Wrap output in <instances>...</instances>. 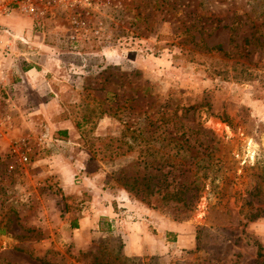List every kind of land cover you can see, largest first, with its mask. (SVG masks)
<instances>
[{
	"label": "rangeland",
	"instance_id": "rangeland-1",
	"mask_svg": "<svg viewBox=\"0 0 264 264\" xmlns=\"http://www.w3.org/2000/svg\"><path fill=\"white\" fill-rule=\"evenodd\" d=\"M102 2L57 10L44 39L19 14L0 21L26 42L15 66L0 58V111L72 129L19 119L25 162L0 142V264H264V0ZM17 65L50 88L13 102ZM96 175L109 213L94 212Z\"/></svg>",
	"mask_w": 264,
	"mask_h": 264
},
{
	"label": "built area",
	"instance_id": "built-area-1",
	"mask_svg": "<svg viewBox=\"0 0 264 264\" xmlns=\"http://www.w3.org/2000/svg\"><path fill=\"white\" fill-rule=\"evenodd\" d=\"M105 3L102 0H0V21L6 20L12 14H19L28 18L31 23V29L37 36L44 39L49 35V30L56 29V21L53 14L62 8V11H70L71 8H80L82 10H90L93 7L95 10H102ZM8 28L0 24V58L8 60L9 66H15L14 61L25 53L14 51L15 43H26L20 35L9 32ZM49 29V30H48ZM102 29L101 20L97 19L93 23L91 30L92 35L98 36ZM71 30V27H70ZM30 35V33H29ZM54 35L59 38L67 39L70 43L75 41L79 36L76 32H66V35H59L55 30ZM26 37V36H25ZM2 65V64H1ZM3 65L0 67V75L3 72ZM7 104V101L4 102ZM10 114H3L0 111V142L5 140L7 142L6 150L11 154V158L17 159L20 162L26 161L27 148L26 138L18 136L15 128L12 126ZM1 157V156H0ZM13 163L8 164V169L12 170Z\"/></svg>",
	"mask_w": 264,
	"mask_h": 264
},
{
	"label": "crops",
	"instance_id": "crops-1",
	"mask_svg": "<svg viewBox=\"0 0 264 264\" xmlns=\"http://www.w3.org/2000/svg\"><path fill=\"white\" fill-rule=\"evenodd\" d=\"M17 69L19 70V74H18V78H21L20 81H18L17 83H14L12 86L14 87V96L15 99H13V102H29L32 100L31 97L35 96V97H39V94H37V88H42L44 87V85H47V87L50 88L49 84L51 82H46L44 80L38 79V80H31V79H26L25 76L26 75H32L33 72V68H31V66H27V65H23V66H16ZM26 68V69H24ZM25 75V76H24ZM36 90V91H35ZM49 92L52 93V91L50 90ZM54 96L55 94L52 93ZM15 100V101H14ZM19 112V114L17 115V117L14 115L12 122V126L15 128L16 132L19 131V127L15 126L14 123H19L21 121V125L23 126H27L29 128H31V123L34 117L39 116L40 118H43L44 121L46 122V126L45 129H47L48 133H51L52 130L54 131H67V134L70 133V131L72 129H70L69 127L66 126L65 122L66 121H57L51 119L52 116L50 114H36L40 112V108L39 107H31L28 108L27 110L24 111L25 114H22L21 111L19 110V108L17 109V113ZM50 118V119H49ZM20 119V121H19ZM52 123V124H51ZM20 125V124H19ZM15 132V134H16ZM20 132V131H19ZM21 133V132H20ZM62 134V133H61ZM54 158H56L55 156L51 155L49 156L47 159L44 160V162H46L48 165L51 164L49 162L54 161ZM36 163V162H35ZM34 163V164H35ZM51 168V166H49ZM98 175L93 176L92 178H83L86 182L90 183L91 188H92V192H94V196L93 198V204L96 207L94 209V212L96 211H103L104 213H109V211H112V207H111V202L107 203L106 201L103 202V200H101L99 194L100 193H105L102 192V188L99 187V183H98ZM76 189V188H75ZM121 207H123V204H120ZM86 216L81 218L79 221H77V225L82 228L84 226H89L91 223L90 220V216L88 214V212H85ZM138 227L139 228V233L133 232L132 234H128L126 235V239H127V243L129 245H127V247L129 248L131 254L133 255H141L142 253H144V248H143V241L144 239H150V236L146 234L145 230L142 228V224H134L133 225V229ZM73 228H76L73 227Z\"/></svg>",
	"mask_w": 264,
	"mask_h": 264
},
{
	"label": "trees",
	"instance_id": "trees-1",
	"mask_svg": "<svg viewBox=\"0 0 264 264\" xmlns=\"http://www.w3.org/2000/svg\"><path fill=\"white\" fill-rule=\"evenodd\" d=\"M24 69H26V68H24ZM219 119L221 120V122H224V123H227L228 124V120H227V118L225 117V116H222L221 118L219 117ZM73 227H75V224H73ZM100 231L102 232V231H104L102 228L100 229ZM108 231V229H106L105 230V232H107ZM258 255H260V254H258ZM93 264H107V262H95V260L93 261Z\"/></svg>",
	"mask_w": 264,
	"mask_h": 264
}]
</instances>
